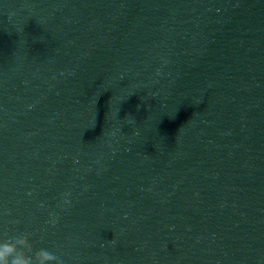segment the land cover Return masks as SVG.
Segmentation results:
<instances>
[{
	"label": "clouds",
	"instance_id": "9594fccd",
	"mask_svg": "<svg viewBox=\"0 0 264 264\" xmlns=\"http://www.w3.org/2000/svg\"><path fill=\"white\" fill-rule=\"evenodd\" d=\"M18 246V241H0V264H61L47 249H39L34 256L25 257L14 251Z\"/></svg>",
	"mask_w": 264,
	"mask_h": 264
}]
</instances>
